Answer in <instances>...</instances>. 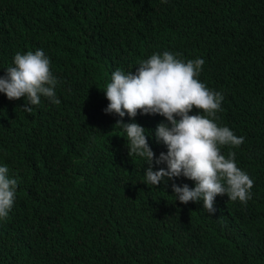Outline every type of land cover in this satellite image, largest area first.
Returning <instances> with one entry per match:
<instances>
[{
	"label": "trees",
	"instance_id": "16d2710c",
	"mask_svg": "<svg viewBox=\"0 0 264 264\" xmlns=\"http://www.w3.org/2000/svg\"><path fill=\"white\" fill-rule=\"evenodd\" d=\"M37 49L61 102L26 113V98L0 93V166L18 181L0 264H264V0H0V77ZM164 51L203 59L201 80L224 95L218 120L245 140L221 152L254 181L246 205L175 201L183 176L146 185L114 125L140 124L159 156L165 118L104 112L112 72Z\"/></svg>",
	"mask_w": 264,
	"mask_h": 264
},
{
	"label": "clouds",
	"instance_id": "9594fccd",
	"mask_svg": "<svg viewBox=\"0 0 264 264\" xmlns=\"http://www.w3.org/2000/svg\"><path fill=\"white\" fill-rule=\"evenodd\" d=\"M204 63L201 58L164 51L139 61L135 73L117 69L103 90L109 101L104 112L121 118L127 114L134 119L139 110L141 114L164 117L154 131L156 142L167 147V152L159 156L148 143L153 133H146L140 124L124 123L121 119L114 127L126 133L128 155L144 158L148 165L143 173L146 185L157 186L161 181L167 185L169 180L183 176L188 184L171 185L175 201L182 204L202 201L203 209L214 214L217 195L226 194L229 200L246 205L252 198L254 181L237 166L235 152H228L227 157L221 152L223 146H241L245 138L236 136L219 122L217 113L223 110L224 95L201 80ZM13 64L0 77V93L9 100L26 98L21 107L26 113L40 104L41 97L53 104L61 102L55 91L59 81L50 70V58L42 50L17 52ZM159 165L166 167L154 171V166ZM8 172L7 166H0L3 221L13 207L18 187L17 179L10 178Z\"/></svg>",
	"mask_w": 264,
	"mask_h": 264
}]
</instances>
